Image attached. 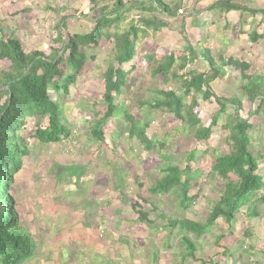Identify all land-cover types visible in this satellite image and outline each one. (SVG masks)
I'll use <instances>...</instances> for the list:
<instances>
[{
    "label": "rangeland",
    "instance_id": "374dc122",
    "mask_svg": "<svg viewBox=\"0 0 264 264\" xmlns=\"http://www.w3.org/2000/svg\"><path fill=\"white\" fill-rule=\"evenodd\" d=\"M163 1L177 5L185 1L182 14H178L187 21L196 3L195 0ZM213 1L204 2V7ZM104 3L101 1L99 6ZM242 3L252 10H264V0ZM94 13L90 0H0V28L6 38L18 40L26 53L48 54L55 37L54 28L62 17H71L67 22L68 33L83 35L92 31ZM135 13L122 23V30L127 29L130 20L137 19ZM187 29L189 34L190 28ZM197 29H190L193 33L189 36L190 43L199 51L200 45L207 46L216 57L222 54L246 62L251 66L248 73L264 77V15L208 11ZM252 32H259L263 40L252 42ZM203 39L206 42H202ZM112 47L103 40L98 49L87 52L84 71L71 86L68 96L50 91V96L60 104L62 123L71 132L68 140L56 145L39 143L34 133L38 124H47L48 120L43 117L29 119L22 133L28 155L24 158L23 170L14 178L11 195L24 229L37 245L33 264H153L156 255L157 264H180L183 234L177 235L179 228L170 230L167 221L204 224L218 201L223 184L212 173L213 151L216 154L228 152L225 141L228 132L221 127L226 116L234 114L235 107L227 108L226 115L218 120L211 139L202 148L189 128L170 115L140 107L138 102L157 99L154 91L159 88L174 89L175 84L167 88L151 76V67L145 58L151 54L161 57L172 50L180 56L183 36L178 32L164 30L139 43L135 60L124 68L134 67L128 86L116 101L138 122L150 123L149 136L165 144V152L178 157L195 149L207 150L197 154L191 164L188 177L193 182L189 195L197 196L191 208L180 210L174 193L151 194L149 189L162 177L159 169L163 162L156 152H145L138 141L128 139V125L120 140H115L114 147L110 137L117 129L115 124H108L104 130L107 142L101 150L97 149L88 127L94 103L103 94V75L112 59ZM199 68L204 70V64ZM2 70L0 62V72ZM223 71L224 76L212 83V91L221 99H241L237 114L254 125L250 132L251 152L264 181V115L250 118L249 113L256 104H250L240 95L236 87L240 80L238 74L227 67ZM197 100L199 107L195 112L203 123L210 124L218 107L214 101H203L200 95ZM72 166L85 169L77 180L71 179L66 171ZM118 175L124 179L120 196L115 190ZM139 196L148 202L143 203ZM134 203L147 213L151 224L136 221L131 209ZM245 210L237 214L230 227L220 220L201 237L187 234L197 246V261L188 259L184 264H211L210 261L264 264V203L256 208V218L244 215Z\"/></svg>",
    "mask_w": 264,
    "mask_h": 264
},
{
    "label": "trees",
    "instance_id": "16d2710c",
    "mask_svg": "<svg viewBox=\"0 0 264 264\" xmlns=\"http://www.w3.org/2000/svg\"><path fill=\"white\" fill-rule=\"evenodd\" d=\"M101 1L105 5L99 6ZM243 1L219 0L209 10H217L221 14L264 15V10H252ZM90 3L95 12L92 31L83 35L68 33L67 22L71 17H62L54 28L55 37L48 54L42 51L26 53L18 40L6 38L0 28V62L3 64L0 72V264H24L34 257L37 250L35 241L19 219L16 202L11 195L14 178L23 170L24 158L28 155L22 133L29 119L43 117L48 120L47 124H38L34 133L39 143L56 145L68 140L71 132L62 123L60 104L50 96V91L68 96L71 86L84 71L88 61L87 52L98 49L103 40L113 46L112 59L103 75V94L94 103L91 112L88 127L91 139L101 150V146L107 142L106 126L115 124L117 130L110 137L115 147V140H120L124 127L128 125V139L138 141L145 152H156L163 162L159 169L162 177L149 189L151 194L161 196L174 193L182 211H188L197 197L189 195L193 181L188 175L197 154L207 150L195 149L178 157L165 152L166 145L149 136L150 123L138 122L116 101L128 86L134 67L130 70L124 68L135 60L136 47L140 42L164 30H175L179 35L186 32V23L183 24L178 14L182 6L167 4L163 0H90ZM133 13L138 15L137 19L130 20L127 29L122 30V23ZM251 38L256 43L261 36L254 32ZM187 39L180 56L172 50L161 57L151 54L145 58L151 67V76L158 79L161 86L168 88L175 84V87L157 89L154 91L157 99L138 101L139 106L172 116L191 130V136L202 148L211 139L218 120L226 115L227 108L235 107V110L232 116H226L225 124L221 127L228 132L225 139L228 152L216 154L213 151L215 163L212 173L223 186L207 221L204 224L187 220L167 221L170 230L179 228L177 235L183 234L180 264L188 259L197 261V246L187 234L201 237L220 220L230 227L243 208H246L244 215L256 218V208L264 203V181L251 152L250 132L254 125L238 116L237 111L242 104L240 98H218L211 88L212 83L224 76V68L235 71L240 79L236 86L240 95L250 104H256L254 111L249 113L252 119L264 115V77L248 73L251 66L246 62L226 58L222 54L216 57L208 47L202 45V51H199L190 43L188 34ZM91 59L94 60V57ZM201 63L205 66L204 70L198 69ZM199 95L203 101H214L218 107L210 124L203 123L195 112L199 107ZM176 158L179 159L177 163ZM181 165L183 168H180ZM84 170L79 166L66 168L70 178L75 180L83 175ZM117 177L115 190L120 196L124 179L121 175ZM139 199L143 203L148 202L147 199ZM131 209L138 223L151 224L147 213L138 203L132 204ZM156 257L153 264H157Z\"/></svg>",
    "mask_w": 264,
    "mask_h": 264
},
{
    "label": "crops",
    "instance_id": "0c3cea01",
    "mask_svg": "<svg viewBox=\"0 0 264 264\" xmlns=\"http://www.w3.org/2000/svg\"><path fill=\"white\" fill-rule=\"evenodd\" d=\"M208 0H195L194 2H196V3H194L193 5H192V11H190L191 13H188V21L186 20V19H184V17L182 18V21H183V24L184 23H186V29L188 28H190V29H192V30H198L197 28H198V26H200V23L202 22V18L205 16V13H207L208 14V11H209V13H211L212 11H210L209 10V8H211L213 5H214V3H216L217 1H219V0H215V1H213L211 4H209V6L207 5L206 7H204V2H207ZM180 3V5L182 6V7H180V10L179 11H182L181 9L182 8H184L185 7V5H186V2L185 1H180L179 2ZM168 4V3H167ZM205 11V12H204ZM202 13V14H201ZM200 14V15H199ZM258 15V14H257ZM253 16H256V15H253ZM188 26V27H187ZM187 29V30H188ZM189 29V31H188V35H190L191 33H193V32H191V30ZM167 31H169V30H167ZM175 30H173V32H174ZM207 31V30H206ZM175 32H177V31H175ZM200 33V32H199ZM252 33H254V32H252ZM251 33V34H252ZM179 34V33H178ZM251 34H250V36H251ZM258 34L260 35V33L258 32ZM183 36V49H184V46H186V42H185V40L187 39V32H185V33H183V35H181V37ZM204 38V37H203ZM188 40V39H187ZM201 40V39H200ZM205 39H203L202 40V42H206V41H204ZM259 40H263V38L261 37ZM258 40V41H259ZM197 43H200V41L198 40V42ZM201 44V43H200ZM207 45V44H206ZM207 47V46H206ZM182 49V50H183ZM213 52V51H212ZM33 259L31 260V261H29L28 263H24V264H33Z\"/></svg>",
    "mask_w": 264,
    "mask_h": 264
},
{
    "label": "built area",
    "instance_id": "2783aa9c",
    "mask_svg": "<svg viewBox=\"0 0 264 264\" xmlns=\"http://www.w3.org/2000/svg\"><path fill=\"white\" fill-rule=\"evenodd\" d=\"M180 14H182V11H179Z\"/></svg>",
    "mask_w": 264,
    "mask_h": 264
}]
</instances>
